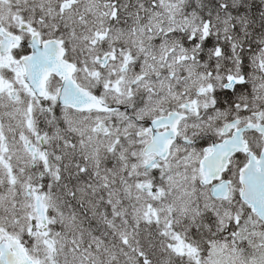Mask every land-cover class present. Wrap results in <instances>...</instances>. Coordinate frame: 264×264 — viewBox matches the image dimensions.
Segmentation results:
<instances>
[{"label": "snow or ice", "instance_id": "1", "mask_svg": "<svg viewBox=\"0 0 264 264\" xmlns=\"http://www.w3.org/2000/svg\"><path fill=\"white\" fill-rule=\"evenodd\" d=\"M0 264H264V0H0Z\"/></svg>", "mask_w": 264, "mask_h": 264}]
</instances>
